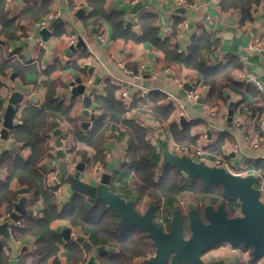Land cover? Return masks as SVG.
<instances>
[{
  "label": "crops",
  "instance_id": "1",
  "mask_svg": "<svg viewBox=\"0 0 264 264\" xmlns=\"http://www.w3.org/2000/svg\"><path fill=\"white\" fill-rule=\"evenodd\" d=\"M91 1L95 0H6L8 17L21 14L28 6L45 7L47 12L36 21L22 20L20 24L23 30L17 31L12 39L0 35L3 53L33 70L26 72L23 78L12 69L0 76V98L4 99L3 106L0 107V128L6 99L11 92V88L4 82L9 78V71L15 72L24 84L36 81L33 91L37 101L33 102L26 95L22 96L14 113L17 123H20V113L24 107L44 102L46 82L51 81L55 84L52 97L61 106L68 108L67 114H57V118L52 120L57 121L62 131L61 147L69 149L65 153V159L77 163L83 161L77 151H84L90 158L95 154L90 139L101 132L93 130L95 120L100 116L101 128L106 127L103 130L104 157L107 162L116 153L117 169L126 151V126L121 121L113 120L110 110L100 107L94 99L95 96H101L104 101L105 97L108 98L107 90L114 88L112 96L124 108L121 116L133 119L143 127L146 137L160 151L165 145L176 153L179 144L174 141L169 130L170 124H175L177 129L187 128L189 136L195 138V143L188 146L198 145L204 150L200 157L194 156V159H202L208 164L219 160L226 169L242 175L260 168L264 175L261 160L264 147L253 146L254 142L259 141L257 119L259 115L264 118V102H258L256 89L247 80L254 77L264 85V0L252 3L247 17L243 16L239 7L221 9L220 0H187L195 4L192 7L183 6L177 0H103L95 14H91ZM138 2L141 5L134 9L133 6ZM172 6H182L185 12L174 11ZM143 13L153 15L144 16ZM49 14L51 18L47 24L54 22V27L47 39H43L36 23ZM201 35H204L206 43H212L210 46H203L186 60L178 61L179 59L171 57L157 45L170 37V47L184 58L188 56L194 39ZM78 36L82 38L85 47H78L70 55H66L69 45L75 43ZM8 47L11 49L10 54L6 52ZM84 64L93 67V72L98 76L96 83L92 81V75L83 68ZM201 65L207 71L216 70L218 66L228 65L231 68V82L222 88V97L215 104L207 102L209 85L203 83V74L197 68ZM128 71L141 72V78L135 79ZM77 77L85 84L83 94H89L92 100L90 112L94 117L89 118L85 126L81 125L84 120L80 113L83 109L82 94H72L73 87L77 85ZM235 82L251 87L249 90L233 88ZM184 84L197 91L199 96L204 92L202 100L200 101L199 96L191 99V89L184 87ZM122 90L127 91L126 98L121 97ZM229 101L234 103L230 121ZM158 106H171L166 119L157 118L153 114ZM257 106L261 108L260 111H256ZM92 131L93 134L89 135ZM9 132L10 130L7 139L0 138V156L7 150H14L22 159L26 158L30 147L14 142L11 146ZM51 132L47 138L48 155L38 162V167L45 173V183L38 192L37 200L32 202L33 194L27 186L20 184L15 178L8 180V187L16 191L14 201L27 194L26 207L37 217L43 214V193L45 190L49 191V185H52L50 180L56 173L52 167L57 162L56 151L59 146ZM221 136L222 144L219 151H216L214 144ZM106 154H109L108 160ZM83 162L80 178L88 183H96L104 165L92 160ZM8 175L4 168H0V181L7 180ZM55 186L53 193L60 209L73 194L65 181H59ZM22 188L27 189V192L19 193ZM110 188L124 197H130L135 192L131 184L121 185L114 176ZM147 202L145 196L139 195L136 205L142 211ZM12 208L0 205V221L8 217ZM24 216L21 215L11 226L22 224ZM48 227L57 239L53 243L54 252L47 255L36 249L37 235L27 234L15 240L10 232L9 242L0 235V249L8 256L9 264H36L41 260L44 261L43 264H64L67 261L75 264L67 259L65 253L70 242L77 243L76 237L86 238L80 226H73L68 220L58 217L53 218ZM60 228H70L69 240L63 238ZM78 248L83 257L77 264H83L86 255L80 244ZM213 254L215 257L210 260L229 254L226 243L218 245ZM141 259H134L133 264H138ZM248 260L249 257L238 254L234 255L233 262L242 264ZM254 264L261 262L257 260Z\"/></svg>",
  "mask_w": 264,
  "mask_h": 264
},
{
  "label": "trees",
  "instance_id": "2",
  "mask_svg": "<svg viewBox=\"0 0 264 264\" xmlns=\"http://www.w3.org/2000/svg\"><path fill=\"white\" fill-rule=\"evenodd\" d=\"M5 2L6 0H0V35L7 39L14 38L17 31L23 30V26L20 24L22 20L36 21L47 12L45 7L28 6L21 14L8 17L5 10ZM257 2L258 0H220L219 6L221 9L232 6L239 7L243 16L247 17L251 4ZM102 3L103 0L91 1V14H95ZM148 14L153 15L151 13H143L144 16H148ZM203 36L201 35L194 39L188 56L184 58L179 56V52V54L175 53L174 49L170 47V37L157 45L171 57L181 61L188 59L203 46H210L212 42L206 43L203 40ZM2 43L0 41V76L5 75L8 69L16 71L22 78L26 72L33 71L31 67H24L14 60L12 56L4 54L1 50ZM197 68L203 74V83L209 85L207 102L215 104L222 97V88L231 82L229 76L231 68L228 65L218 66L216 70L212 71L205 70L203 65L197 66ZM219 79H221L220 82L218 81ZM46 86L44 102L40 105L24 107L20 113V123L13 126L9 132V136L14 143H21L30 147L29 155L22 159L14 150H7L0 156V168H4L9 174L7 180L0 181V205L4 204L7 209L12 208V203L16 198V191L8 187V180L11 178H15L20 184H24L32 191L31 200L33 203L37 200L38 192L45 183V173L38 167V162L41 158L48 155L47 138L53 129L51 121L57 118V114H67L68 111L67 107L61 106L52 97L55 84L48 81ZM238 87L249 90L251 86L235 82L233 88ZM113 89L107 90L108 98L105 97L104 101H102L101 96H95L94 99L100 107L103 106L107 111L110 110L113 120L121 121L126 126V151L123 161L114 172V178L121 185L131 184L138 195H143L147 198V204L151 202L155 204L153 219L156 220L159 214L162 213L163 215V212H169L174 202H178L180 199L185 200L186 198H191L193 201L198 202L201 207L206 201H209L214 206L222 202L227 210V215H236L238 200L234 197L221 198V189L218 185L211 184L205 188L200 178L194 177L188 180L185 174L174 166L161 164V151L146 137V130L133 119H124L121 116L124 108L122 103L115 100L112 96ZM260 110L261 108L257 106L256 111ZM170 112L171 106H158L153 114L157 118L166 119ZM101 119L100 116L97 117L93 126V130L96 131L98 129L101 132L98 135L96 134L93 139H90L95 149V154L90 158L84 151L77 152L83 161H99L102 165H105L106 160L102 145L104 142L103 130L106 127L104 129L103 127L101 128ZM169 130L174 141L179 146H188L195 143V138L189 136L187 128L181 130L177 129L175 124H170ZM91 134H93V131L89 133V135ZM221 144L222 136L214 144L216 151H219ZM48 189L49 191L45 190L43 193L42 216L25 215L22 219V224L18 223L11 226L10 232L13 239H21L27 234L37 235L36 249L45 253V255L51 254L55 250L53 243L57 237L48 227V224L53 218L59 217L68 220L73 226L79 225L92 246L103 247L97 253L94 264H133L134 259L145 258L154 253L152 240L145 231L131 225L120 226L118 224V215L102 202L95 200L90 207H87L84 204L82 195L74 193L70 200L62 208L58 209L56 196L53 193L56 190V186L49 185ZM163 216L165 218V214ZM166 222L165 227L161 223L159 224L167 229L169 221L167 220ZM220 243L223 242L220 241ZM219 244L216 243L213 246ZM78 245V242H70L67 253H65L67 259L75 264L83 257ZM234 246L250 251L249 260L242 264H254L258 260L259 257H252L249 247H245L242 244H235ZM43 262L41 260L36 262V264H43ZM0 264H9L8 256L1 249ZM233 264L237 263L233 262Z\"/></svg>",
  "mask_w": 264,
  "mask_h": 264
},
{
  "label": "water",
  "instance_id": "3",
  "mask_svg": "<svg viewBox=\"0 0 264 264\" xmlns=\"http://www.w3.org/2000/svg\"><path fill=\"white\" fill-rule=\"evenodd\" d=\"M141 2L136 3L133 8L139 7ZM174 11L183 13L185 8L182 6H172ZM81 12V9H79ZM56 21V20H55ZM54 22L51 21L39 30L43 39H47ZM78 47H85L80 36L77 41L69 45L66 55H70ZM83 68L92 75V81L97 82V74L93 72V67L87 64ZM9 78L5 85L11 88V92L6 99L4 112L2 115V126L0 128V138L7 139L8 131L15 125V109L22 96L26 95L30 101L36 102L37 96L33 88L35 80L24 84L15 72L9 71ZM77 85L73 87L72 94H82L83 109L81 115L82 126L87 125L88 119L93 118L94 114L90 112L91 97L89 94H83L85 84L81 79H75ZM72 84V83H71ZM184 87L191 89L187 84ZM204 92L200 93L199 99L202 100ZM4 99L0 98V107L3 106ZM233 101L228 102V120H231L233 114ZM53 127L51 135L56 138L59 148L56 151L57 162L52 167L56 170V177H52L50 183L57 185L59 181H65L69 185L72 194L77 193L84 197V204L90 207L98 200L106 207L118 215V224L120 226L131 225L142 229L151 238L154 245V253L148 257L142 258L139 264H233L234 257L231 254L221 255L218 259L204 261L201 255L209 247L222 241L230 245L242 244L249 247L251 255L254 258L263 257L264 264V199L261 198L260 190L255 186V176L253 173L237 174L222 165L208 164L202 159H194L187 154H178L171 152L167 146L161 148V164H170L177 170L183 172L188 180L198 177L201 179L205 188L211 184H216L221 189V198L234 197L238 200V213L236 215H227V210L222 202L216 206L206 201L201 207L198 202L191 198L185 199L184 207L174 202L168 212L169 226L164 229L162 225L153 219L155 204L148 203L140 211L137 208L139 195L133 192L130 197H124L114 192L110 187L113 180L118 155L112 154V157L104 165V170L100 172L96 183H88L80 178V171L84 166L83 161L75 163L73 171H68L65 161V153L69 149L61 147L60 136L62 131L57 121H51ZM9 144L12 146L13 141ZM27 189L22 188L19 193H25ZM28 195H21L13 202V208L8 217L0 221V235L7 242L11 240L9 228L12 222H17L21 215H30L31 210L27 209L26 202ZM60 232L65 240L71 237L70 228H60ZM75 240L82 247L86 257L83 264H94L97 253L102 250V246H92L87 238L78 236ZM1 245V239H0ZM64 264H71L69 261Z\"/></svg>",
  "mask_w": 264,
  "mask_h": 264
},
{
  "label": "built area",
  "instance_id": "4",
  "mask_svg": "<svg viewBox=\"0 0 264 264\" xmlns=\"http://www.w3.org/2000/svg\"><path fill=\"white\" fill-rule=\"evenodd\" d=\"M177 2L183 6L186 7H192L195 4L188 2L187 0H177ZM51 18V15H46L45 17H43L42 19H40L36 25L39 29L44 28L47 25L48 20ZM101 39V37H100ZM41 46H43L42 43H40ZM6 52L10 54L11 49L8 47L6 48ZM129 73H131V75L135 78V79H140L141 78V72H135L133 73L132 71H128ZM247 80H249L252 85L255 87L256 89V93H257V99L259 103H263L264 102V85L261 83L260 80L254 78V77H249L247 78ZM120 95L122 98H126L127 97V91L126 90H122L120 91ZM199 96V93L197 91H195L194 89H191L189 91V97L191 99H196ZM257 130H258V135H259V141L254 142L253 146L254 147H264V118L259 115L258 119H257ZM177 151L176 153L178 154H187L191 157H200L204 150L202 149V147L198 146V145H193V146H187V145H182V146H177L176 147ZM106 159H109V154H106ZM261 160H262V164H264V154L261 156ZM66 164H67V169L68 171H73L75 168V163L71 160V159H65ZM214 165H221V162L219 160H217ZM230 170V169H228ZM234 173L240 174V172L237 171H233L230 170ZM252 173L255 176V181L256 179H258V182H255V186L260 190V192L262 193L264 191V175L262 174V172L260 171V168H258L256 171H252ZM57 172L54 173V177H56ZM178 205L181 207H184L185 204V200L184 199H180L178 202ZM226 243V242H225ZM226 245L228 246V252L233 255H238V254H243L247 257H250V251L248 249H242L240 247L234 246V245H230L228 243H226ZM258 261H260L261 263H263V257H259Z\"/></svg>",
  "mask_w": 264,
  "mask_h": 264
},
{
  "label": "rangeland",
  "instance_id": "5",
  "mask_svg": "<svg viewBox=\"0 0 264 264\" xmlns=\"http://www.w3.org/2000/svg\"><path fill=\"white\" fill-rule=\"evenodd\" d=\"M263 196H264V192H263V194H262V197L261 198H263ZM137 208H140V206L139 205H137ZM142 208V207H141ZM165 214V218H164V215ZM163 215H162V213L161 214H159V216H157V218H156V220H157V222H159V223H161L163 226H165V224L167 223L166 221L168 220L169 221V215H168V212H163ZM220 242H218L217 244H219ZM221 244H223V243H220L219 245H221ZM218 246V245H217ZM217 246H211L208 250H206L202 255H201V258L204 260V261H209L210 260V258H212V257H215V256H213L214 254H213V252L216 250V247ZM229 253V252H228ZM230 254V253H229Z\"/></svg>",
  "mask_w": 264,
  "mask_h": 264
},
{
  "label": "flooded vegetation",
  "instance_id": "6",
  "mask_svg": "<svg viewBox=\"0 0 264 264\" xmlns=\"http://www.w3.org/2000/svg\"><path fill=\"white\" fill-rule=\"evenodd\" d=\"M165 227V226H164ZM165 229V228H164Z\"/></svg>",
  "mask_w": 264,
  "mask_h": 264
}]
</instances>
